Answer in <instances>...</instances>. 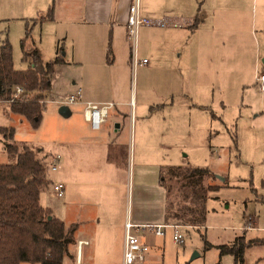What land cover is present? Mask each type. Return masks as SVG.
Here are the masks:
<instances>
[{"label":"rangeland","instance_id":"obj_1","mask_svg":"<svg viewBox=\"0 0 264 264\" xmlns=\"http://www.w3.org/2000/svg\"><path fill=\"white\" fill-rule=\"evenodd\" d=\"M139 1L141 14L152 18L143 11V7H148L145 0ZM78 3L79 0H0V41H8L14 69H25L30 64L22 59L20 46L27 28L28 36L23 39L25 52L35 48L42 62L52 61L55 54L62 58L64 64L54 65L44 110L45 114L55 113L63 118L69 109L66 106L59 111L62 104L56 100L66 97L70 81L90 68L107 73L114 51L122 52L116 55V67L117 59L126 51L110 50L107 54V44L105 50H70L69 25L58 19L39 21L44 19L48 7L51 13L55 11L60 16L58 10L77 8ZM153 28L140 27L136 43L137 58L148 63L129 68L126 73L128 87L136 95L137 113L141 115L136 124L141 122L154 133L150 151L135 150L134 156L141 154L142 158L156 163L158 172L172 166L207 167L215 177L206 183L219 187L206 194L202 225L178 228L181 243L171 240V229H165L160 239L145 234L152 246L160 247L151 256L161 264H233L231 256H219L217 247L232 242L243 229L245 240L264 238V106L257 104L254 86L229 76L228 60L220 56L223 45L216 43L223 40L210 39L209 28L180 39L177 50H152L156 35L149 29ZM255 37L260 41V36ZM128 46L131 47L130 43ZM10 114L13 113L7 105L0 103V126L13 128V140L19 148L40 147L38 156L47 164L46 155L55 151L53 124L47 120L42 129L34 130L24 117L13 114L21 118L19 122L10 118ZM124 155L131 160L130 146ZM13 161L14 155L3 150L0 136V164ZM157 180L152 175L148 183L151 181L152 195H157L156 207L160 213L162 191ZM118 188L122 205L126 207L129 197L123 188ZM68 253L62 264L75 263L74 240L68 245ZM263 256L264 246L247 248L242 256L243 264H258ZM81 264H87L84 254Z\"/></svg>","mask_w":264,"mask_h":264},{"label":"crops","instance_id":"obj_2","mask_svg":"<svg viewBox=\"0 0 264 264\" xmlns=\"http://www.w3.org/2000/svg\"><path fill=\"white\" fill-rule=\"evenodd\" d=\"M130 2L79 0L77 8L60 9V16L53 11L50 19L42 21L53 22L58 19L60 23L72 28L70 50H105L106 44L109 50H126L117 59V67L114 61L116 55L122 52L114 51L107 73L90 68L70 81L67 92L80 86L81 98L74 104L63 105L69 109L65 118L55 113L45 114L47 91L37 126L32 127L24 118L34 130L42 129L47 120L54 126L53 153H58L60 160L57 169L51 172L52 176L50 173L47 176L49 184L63 182L64 190L61 197H56L49 191L48 184L41 191L39 202L65 225H76L73 233L76 243L74 264L82 263L83 254L87 264H118L123 246L124 222H164V189L157 180V164L142 158L141 154L134 156L135 150L150 151L154 133L149 127L141 125V122L137 126L136 122L141 115L137 113L136 95L131 93L126 79L128 69H132L131 47L128 46L130 42L125 36L124 25ZM144 4L148 5L147 8L143 7L144 13L160 21L158 25L149 26L154 27L149 30L156 35L152 50H177L180 39L209 28L210 39L223 40L222 43H216L223 45L220 56L228 60L226 65L231 74L229 76L246 80L245 83L254 86L257 104L264 106L263 92L255 80L257 72H264V0H145ZM138 10L141 14L140 1ZM256 35L258 38L260 36V41L256 40ZM137 50L136 44V56ZM63 99L56 101L59 103ZM84 101L114 103L106 120L96 130L91 129L83 119ZM0 103L6 104L9 110L8 102ZM13 117L22 121L10 114V118ZM147 145L150 148L145 147ZM128 146L132 149L131 160L124 155ZM46 156L49 161L50 154ZM152 175L156 177L157 186L162 191L160 213L156 207L157 195H152L151 181L148 183ZM118 187L123 188L124 194L129 197L126 207L122 205ZM241 232L243 235L245 230ZM153 239L160 238L153 236ZM80 241L86 244L81 245L77 252V242ZM143 241L148 245L147 264H161L158 258L151 256L160 247L152 246L145 235ZM257 263L263 264L264 256Z\"/></svg>","mask_w":264,"mask_h":264},{"label":"trees","instance_id":"obj_3","mask_svg":"<svg viewBox=\"0 0 264 264\" xmlns=\"http://www.w3.org/2000/svg\"><path fill=\"white\" fill-rule=\"evenodd\" d=\"M51 11L48 7L44 19L52 17ZM25 31L27 38L29 29ZM23 39L22 59L30 64L21 70L13 68L8 41H0V101L8 102L11 113L21 115L36 127L43 109L40 100L50 88L54 65L63 60L55 54L52 61L42 62L36 49L24 51ZM15 86L21 87L22 92L15 94ZM0 136L3 150L14 155L12 163L0 164V264H62L63 258L69 256L68 245L74 240L76 225H65L39 202L41 191L49 184L47 164L38 156L40 149L26 145L19 148L13 140L12 127L0 126ZM214 177L207 167L172 166L165 171L160 168L164 222L184 228L201 226L206 194L219 187L206 183ZM259 245H264V239L245 240L240 235L217 249L219 256L229 255L233 264H242L245 249Z\"/></svg>","mask_w":264,"mask_h":264},{"label":"built area","instance_id":"obj_4","mask_svg":"<svg viewBox=\"0 0 264 264\" xmlns=\"http://www.w3.org/2000/svg\"><path fill=\"white\" fill-rule=\"evenodd\" d=\"M139 0H131L127 8V14L125 18V36L129 40L131 45V66L145 64V59H138L136 56V43L137 34L140 27L153 26L160 23L159 20L143 16L138 10ZM255 80L259 83V88L263 92L264 98V72H257ZM15 94L21 93V87H14ZM81 98V89L76 87L72 92L68 93L63 100L59 101V104L70 105L79 102ZM9 101H12L10 99ZM40 102H43L40 100ZM82 116L87 122L89 127L96 130L106 120L109 111L113 108L114 103L111 101L105 102H93L84 101L82 102ZM60 155L58 153H52L49 156L47 163V171H55L58 167ZM51 185V192L56 197H61L64 184L63 182H53ZM181 226L175 224L161 223H145V224H133L128 221L124 222V234H123V246L121 252V259L118 264H147L146 256L148 253V245L143 241L145 234L156 236V238H162L164 236L165 229H171L172 235L171 240L179 244L181 243V235L177 232ZM85 242H77V252L81 245H85Z\"/></svg>","mask_w":264,"mask_h":264},{"label":"water","instance_id":"obj_5","mask_svg":"<svg viewBox=\"0 0 264 264\" xmlns=\"http://www.w3.org/2000/svg\"><path fill=\"white\" fill-rule=\"evenodd\" d=\"M262 62H264V60H262ZM64 107H65V106L62 105V106L59 108V111L63 110Z\"/></svg>","mask_w":264,"mask_h":264}]
</instances>
